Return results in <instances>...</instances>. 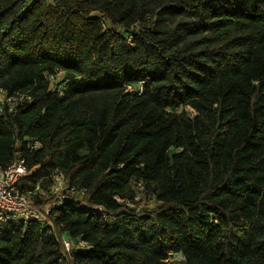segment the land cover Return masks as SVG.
Masks as SVG:
<instances>
[{
  "label": "trees",
  "instance_id": "trees-1",
  "mask_svg": "<svg viewBox=\"0 0 264 264\" xmlns=\"http://www.w3.org/2000/svg\"><path fill=\"white\" fill-rule=\"evenodd\" d=\"M0 88L33 97L1 165L51 204L0 264H264V0H0Z\"/></svg>",
  "mask_w": 264,
  "mask_h": 264
},
{
  "label": "built area",
  "instance_id": "built-area-1",
  "mask_svg": "<svg viewBox=\"0 0 264 264\" xmlns=\"http://www.w3.org/2000/svg\"><path fill=\"white\" fill-rule=\"evenodd\" d=\"M62 71L56 73L55 76H48L51 82L61 78ZM129 90L133 91L129 88ZM61 93L62 88H57ZM32 96L28 91L8 93L5 89L0 88V117L5 112L15 113L27 103L32 101ZM40 147L38 141H32L28 144V149L36 150ZM29 171L25 166V162L21 159L18 162H12L7 168H3L0 162V233L5 232L10 226L28 225L30 222L46 223L47 216L50 213L51 206L44 209H38L35 206V198L40 189L38 186L33 191L21 192L16 188V184L29 175ZM64 176L55 172L52 177V185L49 189L51 197H56L59 201L66 198L67 193L64 192ZM65 251L70 256L72 250L83 249L86 245L82 242H70L66 238L61 237ZM182 260L180 256L169 254L165 260L167 264L175 259Z\"/></svg>",
  "mask_w": 264,
  "mask_h": 264
},
{
  "label": "rangeland",
  "instance_id": "rangeland-1",
  "mask_svg": "<svg viewBox=\"0 0 264 264\" xmlns=\"http://www.w3.org/2000/svg\"><path fill=\"white\" fill-rule=\"evenodd\" d=\"M140 87V86H139ZM128 92H132L131 90H129L128 89ZM185 111H186V113L189 115V116H193L194 114H195V112L192 110V109H190V108H188V107H186L185 109H184ZM140 188L138 187L137 188V190H136V192L137 193H139V190ZM44 195V194H43ZM74 199H77V200H80L81 199V195H77L76 194V196H74L73 197ZM138 202L137 203H139L140 202V199H139V196H138ZM126 204H127V206H129V207H138L139 206V204H133V203H131V202H128V201H126ZM146 206H148V208H154L155 207V201H154V197L153 196H149V201L147 200L146 201ZM50 206H51V204H50ZM49 207V206H48ZM69 240L70 241H72V239H70L69 238ZM262 260H264V258H262ZM174 261V260H173ZM178 261H180L178 258L177 259H175V264H180Z\"/></svg>",
  "mask_w": 264,
  "mask_h": 264
}]
</instances>
